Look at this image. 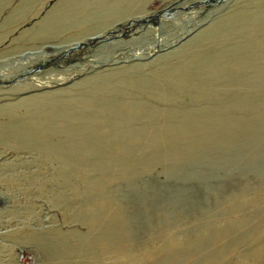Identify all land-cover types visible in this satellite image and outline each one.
I'll list each match as a JSON object with an SVG mask.
<instances>
[{
  "label": "rangeland",
  "instance_id": "1",
  "mask_svg": "<svg viewBox=\"0 0 264 264\" xmlns=\"http://www.w3.org/2000/svg\"><path fill=\"white\" fill-rule=\"evenodd\" d=\"M0 264H264V0H0Z\"/></svg>",
  "mask_w": 264,
  "mask_h": 264
}]
</instances>
